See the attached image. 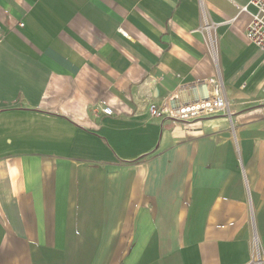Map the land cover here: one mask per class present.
Returning a JSON list of instances; mask_svg holds the SVG:
<instances>
[{"label": "crops", "instance_id": "1", "mask_svg": "<svg viewBox=\"0 0 264 264\" xmlns=\"http://www.w3.org/2000/svg\"><path fill=\"white\" fill-rule=\"evenodd\" d=\"M201 1L215 58L200 0H0V264L264 256L262 53L248 0ZM215 77L230 117L148 113Z\"/></svg>", "mask_w": 264, "mask_h": 264}, {"label": "built area", "instance_id": "2", "mask_svg": "<svg viewBox=\"0 0 264 264\" xmlns=\"http://www.w3.org/2000/svg\"><path fill=\"white\" fill-rule=\"evenodd\" d=\"M249 5L253 7V10L248 9ZM200 6L202 7L201 0ZM242 11L247 12L250 16L249 22L245 27V37L262 53L261 61L264 63V0H248L247 4L239 7V12ZM203 19L204 25H202V30L206 31L205 38L213 54V58H215L216 44H214V39L211 35L213 26L209 24L205 16ZM208 82L211 86L208 93L196 98H188L187 100H181V96L175 93L161 103L150 102L148 104V113L152 117H165L183 122H190L219 113H225L230 117L232 114L231 105L225 95L221 79L215 77ZM204 84L207 87V84ZM102 111L105 114L112 113V109L109 106L103 107ZM161 166L165 165L162 164ZM251 264H264V256L256 235L253 238Z\"/></svg>", "mask_w": 264, "mask_h": 264}, {"label": "rangeland", "instance_id": "3", "mask_svg": "<svg viewBox=\"0 0 264 264\" xmlns=\"http://www.w3.org/2000/svg\"><path fill=\"white\" fill-rule=\"evenodd\" d=\"M222 2H223L224 5H228V6H229V4L227 3L226 0H222ZM200 7H201V6H200ZM202 9H203V8L201 7L203 25H204V19H203L204 16L206 17V19H207V21L209 22V24H212L211 21L209 20V16H208V15L205 13V11L202 10ZM212 26H213V25H212ZM204 31H205V30H204ZM205 32H206V31H205ZM211 35H212V37H213V39H214V44H216V36H215V30H214V28L211 29ZM172 120H173V119H172Z\"/></svg>", "mask_w": 264, "mask_h": 264}, {"label": "bare ground", "instance_id": "4", "mask_svg": "<svg viewBox=\"0 0 264 264\" xmlns=\"http://www.w3.org/2000/svg\"><path fill=\"white\" fill-rule=\"evenodd\" d=\"M215 55H216V53H215Z\"/></svg>", "mask_w": 264, "mask_h": 264}]
</instances>
